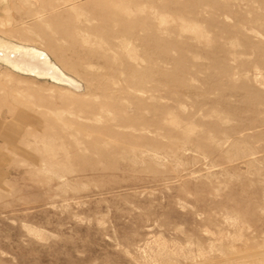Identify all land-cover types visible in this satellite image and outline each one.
I'll return each mask as SVG.
<instances>
[{"label":"rangeland","instance_id":"374dc122","mask_svg":"<svg viewBox=\"0 0 264 264\" xmlns=\"http://www.w3.org/2000/svg\"><path fill=\"white\" fill-rule=\"evenodd\" d=\"M0 38L69 80L0 64V264H264V0H0Z\"/></svg>","mask_w":264,"mask_h":264},{"label":"bare ground","instance_id":"6f19581e","mask_svg":"<svg viewBox=\"0 0 264 264\" xmlns=\"http://www.w3.org/2000/svg\"><path fill=\"white\" fill-rule=\"evenodd\" d=\"M0 64H8L23 72L46 74L63 82L69 81L68 77L63 76V73L48 61L42 51L11 43L3 38H0Z\"/></svg>","mask_w":264,"mask_h":264}]
</instances>
